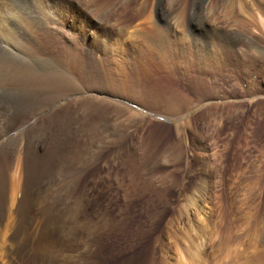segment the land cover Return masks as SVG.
<instances>
[{"label": "rangeland", "instance_id": "1", "mask_svg": "<svg viewBox=\"0 0 264 264\" xmlns=\"http://www.w3.org/2000/svg\"><path fill=\"white\" fill-rule=\"evenodd\" d=\"M112 1L116 6L107 7L110 16L98 24L105 31L99 29L122 50L126 75L132 76L130 57L146 63L142 93L122 90L114 74L118 96L110 98L126 114L110 115V129L117 134L94 165L102 180L89 178L94 166L82 176L80 188H91V197H83L78 226L72 232L75 223L66 227L46 260L190 264L188 253L197 252L207 264H264V243L258 238L264 207V27L258 9L251 0ZM71 2L92 15L84 0ZM254 2L264 9V0ZM14 5L29 14L24 1ZM140 6L143 16L132 19L134 7ZM44 13L53 15L48 8ZM57 16L60 22L62 14ZM58 22L51 18L45 26L57 37L69 35L72 23ZM153 22L164 29L171 23L172 63L155 50L151 56L139 50L152 46L143 30ZM4 58L0 54V62L9 61ZM0 90V145L14 135L22 149L26 136L16 128L28 119L19 112L35 104L33 94L4 83ZM80 94L91 97L93 91ZM122 147L126 167L111 157ZM46 178L55 185L47 189L51 196L60 176ZM34 215L38 219L41 212Z\"/></svg>", "mask_w": 264, "mask_h": 264}, {"label": "bare ground", "instance_id": "2", "mask_svg": "<svg viewBox=\"0 0 264 264\" xmlns=\"http://www.w3.org/2000/svg\"><path fill=\"white\" fill-rule=\"evenodd\" d=\"M18 1L29 6L27 16L15 10L14 3ZM84 1L93 16L71 0L70 4L67 0H0V54L9 59L0 62V83L28 88L35 102L32 107L19 112L28 119L16 128L25 133L24 147L18 149L19 142L14 135L0 145V264H42V261L53 264L46 260V254L51 246L62 241L68 225L75 223L70 227L71 232L78 226L85 207L82 199L91 197V188H80L82 176L91 166H97L103 149L108 148L110 140L117 134L110 129V115L115 113L121 117L126 114L125 108L110 98L118 96L114 74L118 75L122 90L130 94L142 93L140 80H143L146 63L140 56L130 57L132 76L126 75L122 50L99 29L105 31L98 25L99 21L108 18L107 7L116 4L112 0ZM237 1L233 0V4ZM250 2L258 9L257 18L264 27L262 5L254 0ZM121 4L122 11L127 12L126 1ZM46 8L52 10V16L44 13ZM143 8L134 7L136 17L132 19L143 16ZM122 11L117 13L123 14ZM57 14H62L66 23H72L69 35L62 32L57 37V31L45 26L51 18L58 22L56 17L60 16ZM164 25L166 29L153 22L151 29L143 30L144 37L151 38L152 46L143 44L139 50L142 56H151L155 50L172 63L176 47L175 39L169 41V35L174 30L170 22ZM124 47L128 53L127 45ZM84 90L93 91L91 97L82 98L80 93ZM105 138H108L107 142ZM111 157L126 167V147L111 153ZM96 166L89 174L95 182L102 180ZM54 174L60 176L59 185L49 196L47 189L55 185L46 177ZM261 210L258 238L264 243V207ZM39 212L41 215L37 219L34 214ZM196 253H188L187 261L207 264L200 260L204 257H197Z\"/></svg>", "mask_w": 264, "mask_h": 264}]
</instances>
